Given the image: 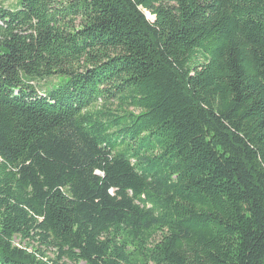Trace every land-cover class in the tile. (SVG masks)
I'll return each mask as SVG.
<instances>
[{"label":"trees","instance_id":"16d2710c","mask_svg":"<svg viewBox=\"0 0 264 264\" xmlns=\"http://www.w3.org/2000/svg\"><path fill=\"white\" fill-rule=\"evenodd\" d=\"M67 262L264 264V0H0V264Z\"/></svg>","mask_w":264,"mask_h":264},{"label":"rangeland","instance_id":"374dc122","mask_svg":"<svg viewBox=\"0 0 264 264\" xmlns=\"http://www.w3.org/2000/svg\"><path fill=\"white\" fill-rule=\"evenodd\" d=\"M2 4L4 6H7L8 8L14 6L16 3V0H1ZM52 82H57L56 77L48 78L44 81H40L37 86L39 87L40 91L45 90V88H51L53 86H56L57 84H54ZM47 84V85H46ZM14 243L18 246L25 247L29 252H31L34 248H38L40 250L43 249V247L38 243H28L27 240L22 241L19 236L14 237ZM43 252L45 253V257L49 259H55L56 258V251L53 248H45L43 249ZM65 261V260H64ZM67 264H73L67 262ZM79 264H84L83 262H79Z\"/></svg>","mask_w":264,"mask_h":264}]
</instances>
